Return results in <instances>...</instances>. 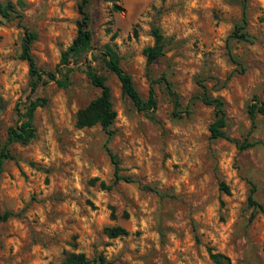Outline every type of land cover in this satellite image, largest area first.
Segmentation results:
<instances>
[{
    "label": "rangeland",
    "instance_id": "obj_1",
    "mask_svg": "<svg viewBox=\"0 0 264 264\" xmlns=\"http://www.w3.org/2000/svg\"><path fill=\"white\" fill-rule=\"evenodd\" d=\"M21 1L22 24L37 33L31 53L40 69L54 70L75 36L80 0ZM87 9L93 38L85 56L107 76L113 133L75 125L76 111L99 94L84 56L69 63L70 86L37 88L33 96L47 102L34 111L35 137L12 143L0 170V211L16 214L0 221V264H60L71 252L103 257L94 264H214L210 250L230 264H264V214L247 203L254 185L264 205V114L247 111L264 102V0H89ZM243 15L248 40L230 38ZM153 24L165 51L147 65L142 49L153 42ZM23 36L17 18L0 16L2 140L17 122L14 106L30 95ZM104 44L143 98L150 79L164 74L180 114L163 82L155 83L152 117L138 110L105 68ZM203 90L222 99L232 140L210 137L214 109L195 97ZM108 149L130 181L114 182ZM114 225L127 234L109 237L105 227Z\"/></svg>",
    "mask_w": 264,
    "mask_h": 264
},
{
    "label": "trees",
    "instance_id": "obj_2",
    "mask_svg": "<svg viewBox=\"0 0 264 264\" xmlns=\"http://www.w3.org/2000/svg\"><path fill=\"white\" fill-rule=\"evenodd\" d=\"M89 0H80L78 2L79 18L76 20V33L71 43L65 50L61 52L60 62L54 70L40 69L31 53V45L37 37L34 30H30L26 25L22 24V13L18 10L17 6L23 5L21 0L12 2L10 0L0 1V16L6 19L17 18L19 25L24 30L22 39L21 55L20 57L27 62V73L29 76L28 86L30 95L24 101L18 102L14 109L17 114V122L7 128L6 138L1 139L0 135V170L6 160L12 158L10 146L14 142L23 144L29 143L35 137L34 126V111L37 107L43 106L47 99L42 96H33L39 86H44L50 81H54L59 87H68L72 84L71 73L75 70V66H69L72 62L76 64L82 56L85 57V73L91 84L99 89V94L92 98L85 106L79 108L75 113V125L77 127H90L99 125L103 131L108 135L113 133L111 125L113 124L117 112L113 107L111 100V88L107 83V76L92 66L90 60L86 58L85 54L91 49L93 32L90 27L91 14L88 11ZM116 8H118L116 6ZM246 19L243 15L241 24H236L233 31L229 35L230 38L237 40H248V33L245 30ZM150 35L153 38L152 44L143 47L142 54L146 59L147 65L155 62L160 58L165 51V39L163 33L158 25L153 24L150 28ZM102 60L105 68L114 73L120 82L121 92L126 96L138 110H143L149 113L152 117V112L156 108L157 100L155 95V83L163 82L166 90L173 102L174 115H179L180 98L178 93L172 87V83L163 74L158 79H150L148 94L143 98L135 84L132 76L125 71L120 63L115 48L110 44H104L101 48ZM199 98L204 104L210 105L214 109V119L208 125V131L211 138H229L224 127L226 126V117L224 103L221 98L213 97L205 90L201 94L195 96ZM247 111L253 118L255 114H264V102L255 101L248 105ZM232 140V139H231ZM249 144L241 143L240 149L248 147ZM110 160L113 164L114 182L119 180L130 181L128 176L120 174L119 159L110 149L107 150ZM104 185V182H101ZM219 187L223 191H228V186L223 182H219ZM255 187L251 186L250 192L247 197L249 206L259 209L264 214V205L259 202L254 196ZM16 215L11 210L0 211V221H6L10 217ZM105 231L109 237H117L127 234V230L119 225L105 227ZM210 259L214 264H230L229 258L220 253L210 250ZM91 263H104L102 256L88 257L83 252L69 253L60 264H91Z\"/></svg>",
    "mask_w": 264,
    "mask_h": 264
}]
</instances>
